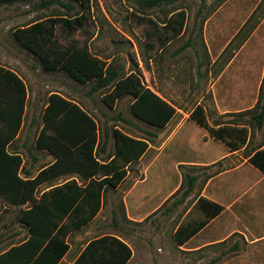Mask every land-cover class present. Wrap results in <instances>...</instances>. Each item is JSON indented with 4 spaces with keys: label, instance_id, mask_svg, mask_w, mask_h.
Listing matches in <instances>:
<instances>
[{
    "label": "trees",
    "instance_id": "16d2710c",
    "mask_svg": "<svg viewBox=\"0 0 264 264\" xmlns=\"http://www.w3.org/2000/svg\"><path fill=\"white\" fill-rule=\"evenodd\" d=\"M28 1L0 0V4ZM71 1L41 0L38 5L40 9L49 10L57 6L67 10L70 15L39 17L27 26L14 30L15 41L38 60L46 73L64 74L81 85H91L90 95L108 90L103 101L112 109L120 100L132 97L130 110L136 119L157 130L165 129L176 117L177 109L149 88L139 73L132 71L122 76L120 68L94 54L86 42L80 46L77 41L64 44L60 40L59 27L65 35L72 36L79 30H84L89 20L91 0ZM186 1L188 0H134L133 15L138 24L153 25L159 39L169 46L186 32L188 13L182 6ZM201 2L193 32L199 18L201 32L207 20L206 16L202 19L207 1ZM165 7L168 8V14L164 20L151 16V11ZM253 16L254 14L238 36L249 27ZM159 28L166 33L160 34L157 30ZM188 41L195 40L191 36ZM244 42L241 41L236 49ZM234 43L235 41L231 42L219 60ZM187 47L189 43L178 53ZM200 66H203V62ZM263 91L264 81L262 94ZM28 102L27 84L17 73L0 64V198L21 209L18 218L28 232L24 241L0 253V264H61L71 250L69 239L72 234L98 217L105 205L107 193L120 188L128 175L129 165L137 163L147 153L150 144L147 139L133 137L118 128L111 134L104 131L102 136L98 122L80 103L61 93L52 92L43 112V125L36 137L35 148L48 152L54 157V161L42 167L34 177L26 169L24 157L16 146L27 118ZM229 115L247 117L249 121L244 125L234 121H216L212 124L201 105L192 111L190 119L207 130L215 140L223 142L231 152L243 150L244 157L264 174V141L250 149L252 133L248 129L252 127L259 132L264 131L262 95L253 109ZM118 118L127 125L133 124L122 115ZM145 133L153 138L157 136L155 132ZM111 138L115 141V150L109 154ZM225 168L223 162H219L202 169L206 174L205 180L218 176ZM206 170L210 172L207 173ZM64 177L68 178L65 183L53 186ZM199 179L200 176L184 174L187 188L183 197H188L193 192ZM44 185L54 188L38 196ZM28 205L27 209H23ZM213 206L215 211L194 228L192 234L223 211L222 206ZM122 210L127 219L123 205ZM132 257L133 250L128 243L120 237L106 234L89 241L73 264H127Z\"/></svg>",
    "mask_w": 264,
    "mask_h": 264
},
{
    "label": "rangeland",
    "instance_id": "374dc122",
    "mask_svg": "<svg viewBox=\"0 0 264 264\" xmlns=\"http://www.w3.org/2000/svg\"><path fill=\"white\" fill-rule=\"evenodd\" d=\"M64 1L67 3L72 2L71 0ZM206 1L202 19L206 16L208 20L229 0ZM40 2L41 0H29L22 3L0 4V63L21 73L30 90L26 125L19 142L25 141L26 137H28L29 146L35 149L34 143L43 125V112L48 102V97L50 93L58 92L80 103L91 113L99 124L102 136L104 131H108L111 134L115 128H118L127 134L129 132L132 133L137 138L147 139L155 146H161L162 143L158 142L156 138L141 132L137 133L129 125L119 120V115H122L131 122L134 121L141 131L150 130L155 133L163 131L139 121L132 115L130 110L132 97L120 100L115 105V108L112 109L103 101V97L108 90L90 95L89 89L91 85H81L64 74L46 73L38 60L15 41L13 31L19 27L27 26L39 17L70 15L67 10L57 6L49 10L40 9L38 7ZM245 2L249 7V14H254L253 20H251V24L248 28H245L241 36H238L242 30L240 29L241 25H238L237 21L232 24V34L225 41L230 40L238 30L240 31L233 38V41H235L233 46L213 66V73L214 68L220 65L221 62L226 61L241 41H247L255 33L245 51V55L252 62L251 78L247 79L246 93H244L242 88H238V93L217 95V99L221 101V104L227 107L221 112L209 106L216 100V95L210 91L208 92L211 85V78L208 75L210 64H206L207 67L205 69L202 67L200 72H194L193 70H188L192 56H194L192 53H185L181 59L171 57L174 49L186 43L191 36H193L195 41H205L204 29L202 32L200 30L201 18L196 22V30L193 32L196 21L195 16L202 5L201 0H188L182 3L188 13L187 29L184 36L175 40L171 46H168V43L166 45L163 44V41L155 33L156 29L153 25L149 23L140 25L136 22L133 15L134 0H91L90 16L85 29L79 30L72 36H67L59 27L58 35L64 44L77 41L82 46L86 42L94 54L107 59L109 62H113L116 67L120 68L122 76H126L132 71L139 73L146 85L167 101L169 98L177 101L176 103L188 105L184 109L185 113L192 112L199 103H203L207 107L205 110L210 123L234 121L244 125L248 123L249 118H241L229 114L251 110L259 102L261 95L262 99H264V91L263 94L261 92L264 81V0H242V3ZM77 9L81 11L79 6H77ZM228 12L229 7H226L222 15ZM150 14L152 17L162 21L168 14V8L157 9L151 11ZM157 30L163 35L166 33L162 28ZM246 35L247 38H245ZM199 57L203 61V65L208 59L210 60L206 50L205 52L200 51ZM173 60L177 61V66L184 67V69L177 70L173 68ZM196 74L199 75L198 78H196ZM195 87H200L199 92L195 91ZM32 119L33 123L30 127V133H28V126ZM248 129L252 133L250 149L263 143L264 131L259 132L252 127ZM25 150L23 151L25 158L30 162L31 159ZM114 150L115 141L111 138L109 141V154H112ZM33 155L39 159L35 163L38 169L53 162V157L47 152L34 151ZM240 156H245V152ZM238 160V157L235 158L236 163H238ZM161 161H164L165 167H161V165L153 167L149 174V181L141 187L152 192V194L159 188H164V190L154 202L144 208L143 212L149 211L160 201L162 195L168 191V150L163 154ZM159 176H161L160 179ZM65 181L66 178L55 182V184H62ZM79 181L82 183V180ZM47 187L44 186L42 190ZM123 192L124 189L122 187L118 191L107 193L105 205L98 217L83 229L72 234L69 239L71 250L62 264H73L89 241L106 234L125 238L128 244L138 253L148 251V249L156 250L158 256H154L151 259L146 257L144 253L137 255V263L135 264H182L179 261V255L175 253L170 255L168 253V248H171L168 246V231L159 230L161 236H155L157 234L156 229H154L157 225L156 222L153 224V228L150 227L154 216L142 224H134L126 219L122 210ZM3 204L0 201V253L13 245H18L27 237V230L18 219L20 208L8 207L7 211H5ZM115 216H117V219H114ZM153 221L156 220L154 219ZM219 260L214 264H264V253H251L250 249L246 252L245 248L241 252L229 255L222 253ZM133 263L131 262L130 264Z\"/></svg>",
    "mask_w": 264,
    "mask_h": 264
},
{
    "label": "crops",
    "instance_id": "0c3cea01",
    "mask_svg": "<svg viewBox=\"0 0 264 264\" xmlns=\"http://www.w3.org/2000/svg\"><path fill=\"white\" fill-rule=\"evenodd\" d=\"M226 7H229V12L222 15ZM251 15L252 13L249 14V7L246 2L229 0L206 20L204 25L205 41H186V43H189V47L178 53L186 45V43H183L171 53V57L175 59H181L185 53H192L194 56H192L188 70L194 72H200L202 67L205 69L206 64H210L208 75L211 78V85L208 92L210 91L216 95V100L209 106L216 108L219 112L227 107L221 104V101L217 99V95L235 94L238 93V88H242L244 93L247 92V79L251 78L252 62L245 55V51L255 33L239 49L233 50L231 59L228 58L216 66L214 73L213 66L220 61V56L240 31L238 30L230 40L225 41L232 34V24L237 21L238 25H241L240 29H242ZM205 50L208 52L210 60L208 59L205 65L200 66V63L203 62L199 60L200 51L205 52ZM172 63L173 68L177 70L184 69V67L176 65V60H173ZM3 66L17 73L27 84L21 73L8 66ZM195 76L198 78L199 75L196 74ZM199 90L200 87H195L196 92H199ZM168 102L177 109V114L162 132L156 133V139L162 143L161 146H155L149 142L150 147L147 153L137 163L129 165L128 175L118 189L120 190L122 187L124 189L122 205L125 208L128 221L139 224L154 216L156 221H153V219L150 227L156 222L157 225L154 229H156L157 234L155 236H161L159 230L168 231V246L171 247L168 248V253L179 255V261L182 264H214L220 261V254L238 253L245 248L246 252L250 249L251 253H264V174L255 168L249 162V159L240 156L243 150L231 152L223 142L215 140L207 130L191 120L190 115L192 112H184L188 105L176 103L177 101L169 98ZM29 103L30 90L27 114ZM200 105L207 109L205 104L199 103L197 106ZM32 123L33 119L28 126V133H30ZM132 123L129 126L133 131L147 135L145 131H141L137 127L134 121ZM25 125L26 120L24 128ZM128 134L135 137L130 132ZM20 139L16 142V146L19 147L18 151L24 157L26 169L31 171L32 176L35 177L42 167L38 169L35 163L39 159L34 157L33 154L34 151L38 152L40 150L29 146L28 137L23 142H19ZM24 150L31 159L30 162L25 158ZM167 150L168 191L149 211L143 212L144 208L154 202L164 190V188H159L152 194V192L141 186L149 181V174L153 167L160 165L165 167L164 161H161V159ZM237 157L239 158L238 163L235 162ZM219 162H223L226 167L225 170L218 176L205 180L206 174L202 169ZM206 172L209 173L210 171L206 170ZM184 174L200 176L193 192L188 197H183V193L187 188L184 183ZM64 178H66V181L68 180L67 177ZM160 178L161 176H159ZM62 184L54 183L53 186L56 187ZM44 186L48 187L42 190ZM44 186L41 187L38 196L44 191L54 188L49 187V185ZM0 201L4 203L3 208L5 211L8 207H15L9 205L2 198H0ZM213 204L222 206L223 211L210 218L207 224L197 233L192 234L194 228L215 211ZM29 206L23 209H27ZM120 238L128 243L125 238ZM132 250L133 257L127 264L137 263V255L142 253L150 259L158 256L154 249H148V251H142L141 253L136 252L134 248Z\"/></svg>",
    "mask_w": 264,
    "mask_h": 264
}]
</instances>
